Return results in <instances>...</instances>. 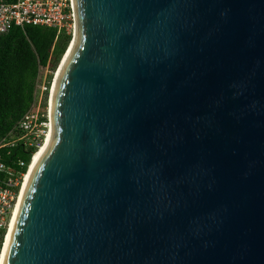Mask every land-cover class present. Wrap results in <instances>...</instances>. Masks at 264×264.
Masks as SVG:
<instances>
[{"label":"water","instance_id":"1","mask_svg":"<svg viewBox=\"0 0 264 264\" xmlns=\"http://www.w3.org/2000/svg\"><path fill=\"white\" fill-rule=\"evenodd\" d=\"M73 3L0 264H264V0Z\"/></svg>","mask_w":264,"mask_h":264},{"label":"trees","instance_id":"2","mask_svg":"<svg viewBox=\"0 0 264 264\" xmlns=\"http://www.w3.org/2000/svg\"><path fill=\"white\" fill-rule=\"evenodd\" d=\"M70 40V33L57 34L56 28L40 25L15 26L0 34V140L17 126L30 107L41 68L50 62L55 67ZM35 150V146L18 142L2 147L0 159L26 172Z\"/></svg>","mask_w":264,"mask_h":264},{"label":"built area","instance_id":"3","mask_svg":"<svg viewBox=\"0 0 264 264\" xmlns=\"http://www.w3.org/2000/svg\"><path fill=\"white\" fill-rule=\"evenodd\" d=\"M26 25L54 27L57 29V34L63 31L70 33V30L74 27L72 0H12L0 2V34L8 32L15 26L23 28ZM40 78L41 72L37 79L34 98L30 107L19 120L17 126L1 138L0 149L4 146L23 142L26 146H35L38 150L46 140L50 126L52 86L48 94V86H44L43 90L39 92ZM44 90L46 94H44ZM19 164L24 165V161H20ZM24 177V171L7 166L0 159V259Z\"/></svg>","mask_w":264,"mask_h":264},{"label":"rangeland","instance_id":"4","mask_svg":"<svg viewBox=\"0 0 264 264\" xmlns=\"http://www.w3.org/2000/svg\"><path fill=\"white\" fill-rule=\"evenodd\" d=\"M74 29H75V25L73 27V29L70 30V34H71V40L73 38V34H74ZM66 32V31H65ZM71 40L68 44V46L70 45L71 43ZM68 48V47H67ZM66 48V49H67ZM65 53V52H64ZM63 55L60 57L58 63L56 64L55 67H53V62H50L46 67L44 68H41V78H40V83H39V88H38V91H42L43 90V87L44 86H48V89H47V94L51 88V86L53 87V82H54V78H55V75L58 71V68L62 62V59H63ZM45 91V90H44ZM46 94V91L45 93Z\"/></svg>","mask_w":264,"mask_h":264},{"label":"bare ground","instance_id":"5","mask_svg":"<svg viewBox=\"0 0 264 264\" xmlns=\"http://www.w3.org/2000/svg\"><path fill=\"white\" fill-rule=\"evenodd\" d=\"M72 2H73V0H72ZM73 10H74V3H73ZM74 25H75V18H74ZM73 40H74V39H73ZM72 43H73V41H72ZM72 43H71V45H72ZM70 47H71V46H70ZM69 49H70V48H69ZM67 52H68V51H67ZM66 54H67V53H65V55H63L62 62H63V60H64ZM62 62H61V64H62ZM61 64H60V66H61ZM59 68H60V67H59ZM58 71H59V69H58ZM58 71H57V73H58ZM57 73H56V75H57ZM56 75H55V78H54V82H55V79H56ZM54 82H53V85H54ZM52 89H53V87H52ZM51 92H52V90H51ZM50 100H51V98H50ZM49 133H50V126H49V131H48V133H47L46 140L41 144V147H40L38 150L35 151L33 157H35V156L40 152V150L45 146V144H46V142H47V140H48V137H49ZM33 157L31 158V162H30L29 165H28V166H29V167H28V170H29V168H30V166H31V163H32V161H33ZM28 170H26V172H25V177H26V175H27ZM25 177H24V179H25ZM23 181H24V180H23ZM22 186H23V184H22ZM21 191H22V187H21V190H20V195H19V197H18V202H19V200H20ZM18 202H17V204H18ZM16 206H17V205H16ZM15 210H16V209H15ZM14 215H15V212H14ZM14 215H13V217H12V220H11V223H10V227H9V230H8V233H9V231H10V229H11V226H12V223H13V220H14ZM8 233H7V235H8ZM6 239H7V236H6ZM6 239H5V244H6ZM5 244H4V247H3L2 255H3L4 250H5Z\"/></svg>","mask_w":264,"mask_h":264}]
</instances>
